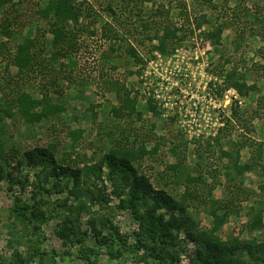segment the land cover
I'll return each instance as SVG.
<instances>
[{
    "label": "rangeland",
    "instance_id": "obj_1",
    "mask_svg": "<svg viewBox=\"0 0 264 264\" xmlns=\"http://www.w3.org/2000/svg\"><path fill=\"white\" fill-rule=\"evenodd\" d=\"M44 4L45 0H24L16 7L0 9V46L4 45L0 54V100L11 97L10 90L18 84L17 87L23 86L22 89L37 96V89L49 92L51 96H56L55 90L59 89L62 97L56 99V96L55 100H61L66 108L61 116L34 126L26 125L18 117L0 121V143L4 144L7 155L16 157L9 160L10 167L17 168L19 162L22 164L19 171H12L15 177L19 176L22 185L0 181V264L17 261V255L26 258L35 249L46 256L42 261L36 257L31 263L24 264H158L152 258L143 260L145 250L135 247L139 222L128 210H112L110 215L113 226L126 240L127 248L123 251L125 247L120 239L114 235L111 239L114 250L120 249L122 256L114 257L108 247L95 245L89 222L91 218L98 217V206L91 209V214L81 215V229L88 232L87 246L65 245L57 232L66 213L58 206L67 196L54 192L37 195L35 201L44 202L41 208L48 217L44 223L37 221L34 218L36 211L31 208L35 205L34 194L43 186L41 179L37 178L40 169L27 168L22 158L29 150L54 144L58 150L55 162L61 166H66L69 159H80L79 155L97 160L112 140L121 139V130H126L125 136L130 144L135 142V146H139L145 141L149 151L157 148L154 156L146 157L140 166L135 164L140 173L151 178L154 186L164 187L179 197L187 186L180 177L201 174L205 182L190 185V189L212 190L215 197L225 200L228 160L222 156L221 147L214 140L222 138L225 149L239 140H245L249 145L264 142V103L259 102L264 95V0H76L81 11H85L78 24L79 51L73 56L78 67L65 69L59 76V87L48 84L47 89L43 84L53 76L50 71L44 73L47 68L43 74V68L38 65L37 72L23 74L21 80L17 77L18 69L10 64L9 51L5 48L12 52L13 46L27 37H36L47 44L44 57H50L52 35L46 32V21L35 14L39 5ZM152 10L161 11L155 22L176 23L178 26L182 23L184 26V41L161 61H157L156 53L162 54L152 51L157 42L149 40L156 28L151 27L148 31L144 28V23L151 20ZM7 17L13 24L9 27L12 40L1 34V22ZM218 28L222 29L221 43L214 46L206 41L204 33ZM36 30H43L44 38L37 36ZM129 47L139 55L138 64L128 55ZM62 62L65 64L68 60ZM232 69L244 76L246 85L255 84L258 90L242 96V106L232 101L222 106L220 111L207 109L211 106L209 94L213 95L215 88L220 92L225 85L221 81L222 72L226 74ZM115 78L137 96L141 120L136 117L118 120L112 115V108L118 105L111 89ZM157 94L159 98H156ZM216 94L223 100L221 94ZM180 98L183 104H179ZM150 99L154 104H165H161V115L154 116L146 110ZM194 101L198 102L196 111ZM183 109L190 111L186 117L180 114ZM233 109L239 112L236 121L231 120ZM221 122L224 127H219ZM74 130H83L84 135L78 146L73 148L69 133ZM249 154V149L243 150L241 161H248ZM183 158V161L178 160ZM64 159L67 160L65 163L62 162ZM0 163L4 166L3 161ZM176 163H180L176 172L168 168ZM240 180H243L242 188L245 189L244 196L240 197L245 198L237 201L239 211L227 218L218 236L224 241L236 238L240 243L247 240L264 242V229L254 231L249 227L252 209L259 208L258 185L262 177L259 172H251ZM105 185L107 193L110 192V183L106 181ZM110 199L108 206L115 208L118 200ZM203 200L207 201L206 198ZM192 206L190 217L200 230H208L212 219L207 207L198 203H192ZM179 238L184 239L185 234L180 232ZM181 245L185 252L174 259L175 264H191L195 245L191 242L187 246ZM94 247L96 254L93 255L90 250ZM83 249L87 251L88 259L82 257Z\"/></svg>",
    "mask_w": 264,
    "mask_h": 264
},
{
    "label": "trees",
    "instance_id": "obj_2",
    "mask_svg": "<svg viewBox=\"0 0 264 264\" xmlns=\"http://www.w3.org/2000/svg\"><path fill=\"white\" fill-rule=\"evenodd\" d=\"M20 2H24V0H0V9L16 7ZM15 10L13 9V11ZM152 11L150 15L151 22H145L144 28L147 31L151 27L156 28L152 37H149L151 43L157 42L152 51L157 50L162 56H165L174 51L184 41V26L181 25L182 23L179 26L176 23H157L154 20L161 11ZM84 12L76 4V0H45L43 6L39 5L35 14L37 18L46 21L48 25L46 32L52 35L49 44L51 55L48 58L44 57L47 44L37 40L36 37L32 39L27 37L22 43L13 46L12 52L5 46L9 51L10 64L18 69L17 77L30 73V75H33L37 72V66L39 65L43 68L42 73L47 68L44 73L50 71L53 75L49 82L43 84V88L47 89L48 84L59 87V76L62 75V72L65 69L72 68L74 70L78 67V62L74 60L73 56L79 51L80 46L77 37L80 29L78 24L85 16ZM3 20L1 22V34L10 37L12 40L13 35L9 28L12 23L8 17ZM81 29L83 30V28ZM42 32L43 30L35 31L37 36L40 37L41 35L40 38H44L45 32ZM204 34L207 42L212 43L214 46L220 45L221 28L210 30ZM1 47L4 48V45L0 46V54L2 53ZM127 53L135 60L136 64L140 62L139 55L133 47H129ZM63 60H68V63L63 64ZM222 76H225L226 88L236 90L241 96L246 97L250 92L258 90L255 84L246 85L244 76L236 69H232L226 74L223 71ZM117 80L118 78L114 79L111 88L118 100V105L112 108V115L118 120H132L134 117L141 120L142 113L138 110L137 96H134L132 90H128L125 84H121ZM84 81L90 82L87 79H84ZM17 85L16 88L10 90L12 92L11 97L5 99L2 97L0 100L1 122L18 117L26 125L34 126L43 121L52 120L55 116H61L66 111L61 100L60 102L55 100L56 96V99L62 97L61 90L56 89V96L52 95L53 98L49 92L44 90L37 89L39 95L37 96L22 89L23 86L17 87ZM34 91L36 90L34 89ZM259 102L264 103V95ZM146 110L154 116L161 115V108L154 104L152 99L147 101ZM237 119H239V112L233 109L231 120L236 121ZM83 135V130H74L69 133L73 148L78 146ZM121 135L119 141L112 140L110 142V146L104 149L106 152L97 160L94 157L86 159L78 154L80 159H69L66 166L65 164L61 166V164L55 162V153L58 150L54 144L29 150L22 158L27 168L38 167L40 169L37 178L41 179L40 182L43 186L41 185L38 192L34 194V201L36 196L43 192L46 194L54 192L56 194H66L67 196L63 203L58 206L66 213L61 228L57 232L65 245H86L88 232L81 229V215L83 213L91 214V209L98 206L100 212L98 217L91 218L89 222L93 239L95 245L108 247L110 255L114 257L122 256L123 252L120 249L114 250V244L111 240L113 235L122 242V246L125 247L123 251H126L127 247L126 240L119 235L118 229L113 226L110 215L113 213L112 210H128L139 222V232L135 234L137 238L135 247L145 250L143 260L152 258L157 260L158 264H175L174 259L185 252L181 243L187 246L191 242L195 245L191 264H264L263 241L247 240L240 243L236 238H227L224 241L218 236V232L221 233L227 218L239 211L237 201L245 198L240 197L244 196L245 193V189L242 188L244 182L240 179L251 172H259L262 180L258 185L257 204L259 208L252 209L253 214L250 216L249 227L254 231L264 229V162H262L264 142L249 145L245 140H239L232 142V147L225 149L222 138L219 137L214 140L216 145L221 147L222 156L228 160L225 173L227 179L224 186L227 198L224 200L215 197L212 190L190 189V185L205 182L201 174L197 177L191 174L179 176L187 185L179 197L171 194L164 187L154 186L151 178L140 173L135 164L140 166V163L146 157L154 156L157 148L149 151L145 141L139 146H135V142L130 144L125 136L127 135L126 130H121ZM208 146H210L209 143ZM246 149L250 151V158L248 161L242 162L241 152ZM171 151L173 154L176 153L175 150ZM96 155L95 152L94 156ZM15 158L11 154L7 155L4 144L0 143V161L4 163V166L0 163V181L7 180L11 185H22L19 176L15 177L12 173L13 170L19 171L22 164L19 162L17 168L10 167L9 160L12 161ZM184 159L178 160L183 161ZM66 161V159L62 160L63 163ZM70 164L76 167H72ZM81 164L83 165L82 168L78 167ZM179 164H172L168 168L176 172L180 168ZM106 181L110 183L111 187V191L108 193L105 185ZM112 197L119 202L115 208L108 206ZM204 198L207 201L203 200ZM69 200H71V204H68ZM43 203L35 201V205L31 208L36 211L34 212V218L42 223L48 220L47 214L41 208L44 205ZM192 203L207 207L209 217L212 219L208 230H200L193 218L190 217L189 209L193 207ZM104 231H107V235H104ZM180 232L185 234V238L182 240L179 238ZM91 250V254H96L95 247ZM86 252V250H82L84 259H88ZM65 254L69 253L66 252ZM45 256L46 254L35 249L26 258L17 255V261L10 264L31 263L36 257H40L42 261Z\"/></svg>",
    "mask_w": 264,
    "mask_h": 264
},
{
    "label": "built area",
    "instance_id": "obj_3",
    "mask_svg": "<svg viewBox=\"0 0 264 264\" xmlns=\"http://www.w3.org/2000/svg\"><path fill=\"white\" fill-rule=\"evenodd\" d=\"M156 54H157V56H156L157 61H161V59L166 58V57H163L162 55H160L159 53H156ZM221 78L223 79V80L221 79V81L224 82L225 76H222ZM220 90L221 91L219 92L218 89L215 88V92L213 93V95L209 94L208 103L211 106H208L207 109H211V111H213L214 109H217L218 111H220V108L222 106L225 107L224 105H227V104L229 105L232 101H234L239 106H242V104H243L242 96L239 93H237L236 90L231 89V88H226V85H223L222 89L220 88ZM216 93L221 94L220 97L223 100H221L220 98L215 96V95H217ZM156 98H159L158 94H157ZM189 101H191V99H189ZM197 103H198L197 101L193 102V106L195 108V111L198 109V107L196 106ZM161 104L165 105L163 102L158 104V106L161 108H162ZM179 104H183V100L181 98L179 99ZM207 112H209V111L207 110ZM187 113H190V111L188 109H183V110H181L180 114H182L183 116L186 117ZM219 127H224L223 122H221V124H219Z\"/></svg>",
    "mask_w": 264,
    "mask_h": 264
}]
</instances>
